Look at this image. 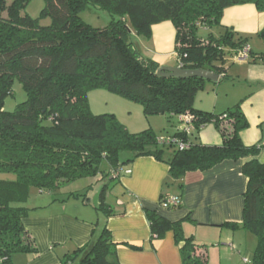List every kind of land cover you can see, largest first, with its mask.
<instances>
[{"label":"trees","instance_id":"1","mask_svg":"<svg viewBox=\"0 0 264 264\" xmlns=\"http://www.w3.org/2000/svg\"><path fill=\"white\" fill-rule=\"evenodd\" d=\"M29 1L0 0V171L16 175L15 180H0L2 264H14L15 253H37L22 223L40 207L26 204L31 188L52 195L79 178L103 174L115 179L128 174L129 170H121L123 164L141 156L165 162L170 179L180 181L186 172L203 171L259 151V145L246 146L241 141L240 132L248 122L239 104L219 114L196 109L195 96L208 81L157 75L159 65L140 53L131 35L133 31L149 37L153 24L170 20L178 66L210 70L220 81L227 77L224 58L237 56L248 46L247 36L220 25L224 9L252 4L264 11V0H43L36 18L23 13ZM87 7L106 11L108 24L95 28L84 22L79 13ZM42 17H48L50 24H39ZM200 28H218L220 33L200 37ZM260 35L264 37V26ZM246 59L254 63L263 60L264 54L248 48ZM14 80L26 98L12 111H5L4 100L12 94ZM96 89L140 104L145 116L166 115L169 121L186 116L192 133L187 136L178 131V120L169 135L188 141L189 147L178 150L159 145L150 128L130 132L115 114H94L88 93ZM208 123L218 131L221 144L194 142ZM102 162L108 172L101 169ZM241 170L246 177L242 221L225 224L255 235L252 258L245 263L264 264V164L250 160ZM82 195L72 191L66 197ZM103 204L101 200L98 208L109 212ZM144 214L152 239L172 232L181 244L182 264H207L205 246L184 234L181 221H169L150 208H144ZM115 246L104 225L84 246L65 254L60 264H71L74 259L77 264H120Z\"/></svg>","mask_w":264,"mask_h":264},{"label":"crops","instance_id":"2","mask_svg":"<svg viewBox=\"0 0 264 264\" xmlns=\"http://www.w3.org/2000/svg\"><path fill=\"white\" fill-rule=\"evenodd\" d=\"M220 25L239 34H255L264 26V12H258L252 4L230 6L224 9ZM174 40L175 29L169 22L152 26L150 42L154 43L157 50L152 60L159 66L170 64L173 59L175 62L172 67L178 66ZM247 47L253 52L264 54V51ZM239 61L238 66L244 74L243 86L248 85L250 89L247 86L245 97L231 103L227 109L239 104L248 122V127L240 132V138L246 146H260L255 155L239 160H224L203 171L186 172L180 181L170 179L169 167L165 162L152 156H141L121 166L122 171L129 170L128 174H122L115 179L105 178L100 174L91 178L84 191L73 190L83 193V196L66 197L71 191H64L67 186L60 188L56 191L57 197L48 198L44 205L31 211L22 220L34 239L37 253L14 254L12 262L60 264L65 254L84 246L92 235H98L101 227L106 225L112 241L116 244L115 252L120 264H182L179 251L181 244L176 243L171 231L166 232L161 239H152L144 208L156 210L169 221H181L184 234L192 236L195 243L205 246L207 242L224 240L225 245L228 243V249L240 253L238 246H243L250 239L249 232L242 228L231 229L225 223L241 224L242 221L243 192L246 186L242 164L250 160L264 164V59H258L254 63L246 58ZM217 83L219 78L216 83L208 81L206 86ZM103 91L96 89L88 93L90 110L94 114L117 115L115 109H110L112 105H107L108 110V107L103 108L97 102L98 95L115 101ZM193 106L206 111L195 104V101ZM122 122L128 130H132L130 132H137L131 129L130 121ZM174 132L175 128L171 134ZM221 141L218 131L215 128L209 129L206 125L194 139V142L204 145H219ZM112 182L114 186L110 189ZM90 191L92 195L89 194ZM97 192L98 205L102 200L103 206L109 209L103 216L99 209H93V198H89ZM107 192L115 197L114 203L107 201ZM166 194L180 195L181 204L175 208L161 207L159 199ZM204 249L207 250L206 247ZM208 256L206 254V258ZM243 259L249 260L245 257Z\"/></svg>","mask_w":264,"mask_h":264},{"label":"rangeland","instance_id":"3","mask_svg":"<svg viewBox=\"0 0 264 264\" xmlns=\"http://www.w3.org/2000/svg\"><path fill=\"white\" fill-rule=\"evenodd\" d=\"M44 4L43 0H30L28 5L26 6L23 13L28 14L31 17H39L40 10L42 9ZM258 12H264V11H258ZM79 16L81 19L89 24L92 27L95 28H101L108 24L110 20V16L106 11L95 9L92 7H87L80 11ZM50 19L48 17H42L39 18V24L41 25H49ZM161 22H169V24H172L170 20H164ZM161 22L155 23L153 25L159 24ZM129 25V24H128ZM152 25V26H153ZM152 26H151V34L149 37H143L138 36L132 31L131 35V41L139 47L140 53L147 58L153 59V55L157 53L156 46L154 43L150 42L152 40ZM172 27L174 28L173 24ZM263 28V27H262ZM260 28L255 34H242L243 36H247V44L251 49L264 51V37L260 35ZM235 32V31H234ZM209 33H212L213 35L217 36L220 33V30L218 28H211V29H205L200 28L198 30V35L200 37H207ZM218 33V34H217ZM238 33V32H236ZM239 34V33H238ZM174 50V48H173ZM240 59H237L235 56L227 55L222 65L225 67V74L226 78L221 79L219 83L213 85V86H206L203 90L199 91L195 96V104L200 105L203 107V109L211 110L209 112H220L223 110H226L227 107L231 105V103L236 102L237 100L240 101L245 97V93H247V86H243L244 84V74L240 66L238 64L240 63ZM175 62V59H173V62H169L170 64H167L165 66L172 67L173 63ZM248 89L249 86H248ZM106 94H109L112 96V98L115 99V101L108 100L105 96L98 95L97 102L103 106V108L108 107L107 105H112L110 109H115L117 111V115H115L118 120L123 123L122 121H130L131 129H135L134 131H141L144 129H151L152 132L156 135V137L166 136L171 134L174 131V128H176V125L178 124V120L176 117H172V119L169 121L167 119L166 115H151V116H145L142 112V107L140 104L136 102H132L130 100H127L119 95L110 93L108 91H103ZM100 94V93H95ZM26 98L25 92L21 87V84L14 80L12 85V94L8 95L4 100V110L5 111H12L14 107L23 101ZM109 110V107L106 108ZM96 111V110H95ZM219 114V113H216ZM180 124L178 125V127ZM207 128L214 129L212 123L206 124ZM132 131V130H129ZM101 169L103 171L107 170V164L106 162H102ZM16 175L13 172L9 171H0V180H15ZM91 178H79L75 180L72 184L66 187V191H73V190H82L85 187H87L89 181ZM113 183V182H112ZM114 186V183L112 186L110 185V189ZM109 189V190H110ZM108 191V190H107ZM108 193V192H107ZM89 194L92 195V191L89 192ZM57 192H53L52 195L48 193H40L35 188L30 189L29 198L26 201V204L31 207L36 206H42L46 203V200L49 198H55L57 197ZM66 195V194H65ZM83 196V195H82ZM90 199L93 198V209L98 208V192L94 196H90ZM106 199L108 202L114 203L115 197L110 195L109 193L106 195ZM97 204V205H96ZM99 209V208H98ZM100 210V214L102 216L105 214L102 209ZM250 236V239L245 241V244L243 246H238V250L240 253H237L235 251H231L228 249V243L225 245V241L222 242H207L205 244L206 247V254L208 256L207 258V264H246L244 257L246 259L251 260L254 248L256 246V237L252 233H248ZM217 236V235H216ZM198 243V242H197ZM230 250V251H229ZM233 253V254H232ZM236 253V254H234ZM22 255L23 253H15ZM232 254V258L231 255ZM0 264L1 260H0ZM71 264H77V259H74Z\"/></svg>","mask_w":264,"mask_h":264},{"label":"built area","instance_id":"4","mask_svg":"<svg viewBox=\"0 0 264 264\" xmlns=\"http://www.w3.org/2000/svg\"><path fill=\"white\" fill-rule=\"evenodd\" d=\"M247 55L248 47H245L237 54L236 58L245 59ZM178 120L180 122V127H178V131L183 132L187 136L190 135L193 131V126L189 119L186 116H181ZM156 141L159 145H172L178 150H184L190 145L188 141H183L180 137L172 135L157 137ZM113 175L115 176V174ZM159 204L163 208H175L181 204V199L178 195L166 194L160 197Z\"/></svg>","mask_w":264,"mask_h":264},{"label":"water","instance_id":"5","mask_svg":"<svg viewBox=\"0 0 264 264\" xmlns=\"http://www.w3.org/2000/svg\"><path fill=\"white\" fill-rule=\"evenodd\" d=\"M156 74L163 77H175V78L199 77L207 81H210L212 83H216L219 78L218 74L207 69H202V68L188 69V68H182L180 66H174V67L159 66V68L156 71Z\"/></svg>","mask_w":264,"mask_h":264}]
</instances>
